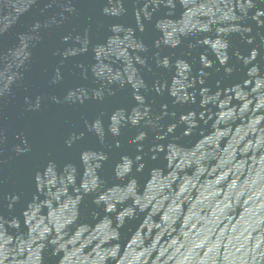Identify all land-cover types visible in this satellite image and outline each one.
<instances>
[{
    "label": "water",
    "instance_id": "95a60500",
    "mask_svg": "<svg viewBox=\"0 0 264 264\" xmlns=\"http://www.w3.org/2000/svg\"><path fill=\"white\" fill-rule=\"evenodd\" d=\"M0 264H264V0H0Z\"/></svg>",
    "mask_w": 264,
    "mask_h": 264
}]
</instances>
